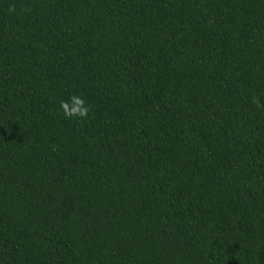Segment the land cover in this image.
<instances>
[{"label":"trees","instance_id":"obj_1","mask_svg":"<svg viewBox=\"0 0 264 264\" xmlns=\"http://www.w3.org/2000/svg\"><path fill=\"white\" fill-rule=\"evenodd\" d=\"M0 264H264V0H0Z\"/></svg>","mask_w":264,"mask_h":264},{"label":"clouds","instance_id":"obj_2","mask_svg":"<svg viewBox=\"0 0 264 264\" xmlns=\"http://www.w3.org/2000/svg\"><path fill=\"white\" fill-rule=\"evenodd\" d=\"M60 108L66 118H86L90 108L85 104L84 99L78 95H71L67 101L60 102Z\"/></svg>","mask_w":264,"mask_h":264}]
</instances>
